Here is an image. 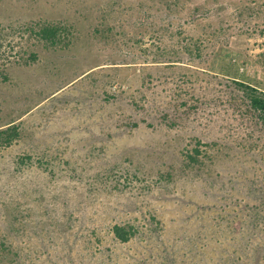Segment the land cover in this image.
<instances>
[{
  "label": "rangeland",
  "instance_id": "1",
  "mask_svg": "<svg viewBox=\"0 0 264 264\" xmlns=\"http://www.w3.org/2000/svg\"><path fill=\"white\" fill-rule=\"evenodd\" d=\"M236 81L264 91V0H0V264H264Z\"/></svg>",
  "mask_w": 264,
  "mask_h": 264
},
{
  "label": "trees",
  "instance_id": "2",
  "mask_svg": "<svg viewBox=\"0 0 264 264\" xmlns=\"http://www.w3.org/2000/svg\"><path fill=\"white\" fill-rule=\"evenodd\" d=\"M63 30L64 28L62 26L53 23L43 24L34 30V35L44 44L52 45L58 40V35L60 31ZM33 57L34 55L32 54L31 58ZM235 84L242 93L247 111H249L252 117L260 121V123L264 126V91L258 90L256 86H251L244 82L236 81ZM17 137L18 128L16 125L12 124L4 128H0V148L9 146ZM23 158L27 159L28 156ZM112 233L118 241L124 242L129 239L132 234V230L120 225H113Z\"/></svg>",
  "mask_w": 264,
  "mask_h": 264
}]
</instances>
